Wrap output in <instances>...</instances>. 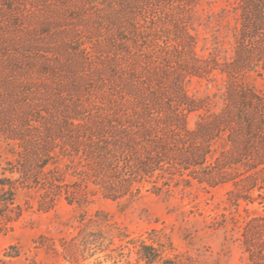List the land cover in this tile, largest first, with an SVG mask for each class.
Instances as JSON below:
<instances>
[{"label":"trees","instance_id":"1","mask_svg":"<svg viewBox=\"0 0 264 264\" xmlns=\"http://www.w3.org/2000/svg\"><path fill=\"white\" fill-rule=\"evenodd\" d=\"M138 1H95L93 14L110 2L103 42L102 28H94L95 41L75 13L74 23L59 24L52 0H0V143L11 155L5 170L17 175L0 177V220L21 214L11 209L16 188L60 194L66 174L112 199L140 193L144 182L159 191L176 178L230 183L228 201L238 206L264 187V89L243 80L264 71V0H234L216 14L218 22L230 11L235 19L223 25L232 36L224 56L218 40L198 49L193 20L202 0H149V9ZM174 7L180 17L168 30L163 20ZM37 8L45 14L33 15ZM30 13L37 30L23 32ZM217 74V91L188 92L193 78ZM242 228L245 236L264 230V214ZM142 250L147 262L158 257L152 245Z\"/></svg>","mask_w":264,"mask_h":264},{"label":"rangeland","instance_id":"2","mask_svg":"<svg viewBox=\"0 0 264 264\" xmlns=\"http://www.w3.org/2000/svg\"><path fill=\"white\" fill-rule=\"evenodd\" d=\"M28 1L38 4L40 0ZM95 1L52 0L57 5L53 11L61 25L74 23L73 13L80 16V22L87 26L86 35L95 41L99 37L94 28L101 27L100 39L106 42L109 27L101 18L111 10L110 2L93 14ZM209 1L202 0L194 15L198 49L206 52L204 48L210 49L218 40L221 55H228L232 36L230 31L225 33L223 25H233L234 14L230 11L219 22L215 19L221 8L230 9L234 0ZM149 2L140 0L137 4L149 9ZM42 14L45 11L39 8L33 13ZM209 14H213L210 23ZM33 15L25 18L21 31L37 30ZM178 17L174 7L162 26L174 29L173 21ZM6 18L10 24L16 22L12 16ZM243 80L264 89V71L249 72ZM220 87L223 81L217 74L212 81L193 78L186 88L189 93L204 94ZM193 121L191 117L190 126ZM10 158L6 145L0 143V177L15 179V173L5 170L10 167ZM64 179L62 192L55 195L44 193L36 184L16 188L11 209L18 206L22 212L10 221L0 220V264H264V230L258 228L248 236L242 232L246 219L264 214V187L252 190L251 202L241 199L235 206L227 198L230 183L204 187L195 180L187 185L175 178L154 191L151 183L144 182L140 193L112 199L103 196L93 183L78 181L76 175L66 174ZM7 216L12 213L8 211ZM143 244L156 249L154 261L142 258Z\"/></svg>","mask_w":264,"mask_h":264}]
</instances>
